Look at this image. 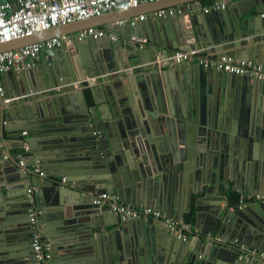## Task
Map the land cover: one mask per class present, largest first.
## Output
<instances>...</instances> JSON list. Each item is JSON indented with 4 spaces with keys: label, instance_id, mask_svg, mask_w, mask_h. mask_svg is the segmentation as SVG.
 I'll use <instances>...</instances> for the list:
<instances>
[{
    "label": "water",
    "instance_id": "water-1",
    "mask_svg": "<svg viewBox=\"0 0 264 264\" xmlns=\"http://www.w3.org/2000/svg\"><path fill=\"white\" fill-rule=\"evenodd\" d=\"M212 2L225 7L146 2L102 13L116 12L101 37L74 33L102 14L0 42L4 51L72 34L43 65L0 75V264H34V231L51 264H262L250 249L264 252V202L231 205L227 189L232 179L240 197L264 196V82L193 61L162 72L151 64L194 47L264 63V0ZM174 5L180 12L131 22L143 8ZM130 64V75L109 73ZM92 72L98 82L80 86ZM21 130L28 138L14 144ZM10 148L22 149L23 165ZM102 192L109 197L94 202ZM192 194L195 227L206 224L196 249L159 222L112 211L124 201L184 220ZM218 195L223 202L209 201ZM217 230L219 243L206 236Z\"/></svg>",
    "mask_w": 264,
    "mask_h": 264
},
{
    "label": "built area",
    "instance_id": "built-area-1",
    "mask_svg": "<svg viewBox=\"0 0 264 264\" xmlns=\"http://www.w3.org/2000/svg\"><path fill=\"white\" fill-rule=\"evenodd\" d=\"M155 1L160 0H0V42L29 36L57 25L99 16L104 12L117 10L122 7H136L142 3ZM210 5L204 7V11H208L210 7H224V4L218 5L213 3ZM174 12V9H159L150 13L140 14L139 17H135L131 22L137 18L146 19L148 15L154 18L173 14ZM177 12L180 11L177 10ZM75 34L77 38H83L88 35L96 38L103 36L105 30L90 26ZM108 37L112 40L117 38L113 33H110ZM65 38V36L55 35L15 49L0 51V75L7 71L33 67L42 51L50 52L59 48L62 41H65ZM131 39L138 41L141 46L147 42V39L144 37L136 38L135 36H131ZM66 40L70 41V36ZM182 61H194L203 64L205 67H214L220 71L244 75L264 82L263 64L253 62L252 60L233 59L227 56H208L203 47L189 50H174L167 57L157 56L151 63H154L156 67H162L167 62L179 63ZM124 69L129 73L133 71L132 67H125L122 70ZM99 78V74H93L80 82L82 84L85 82L94 85L98 82ZM2 92L3 84L0 81V95ZM5 100L8 101L9 98ZM21 134L26 135L27 131L23 130ZM23 147L24 151L28 149L26 142H23ZM18 162L21 165L24 163L22 159H19ZM35 171L39 172L40 175L44 174L38 168H35ZM64 179L65 177H62V180ZM31 192L32 188H28L27 193ZM108 197L109 194L107 192H102L94 199V202L99 203ZM253 201L264 202V196L249 193L241 197L240 205ZM112 211L120 215L122 219H136L140 217L147 219V217H150L152 222L163 224L172 235L182 240H187L191 230V224L188 222H182L178 218L168 216L157 209H151L142 205L135 206L130 202H116L112 205ZM30 221L31 223L35 221L34 212L30 214ZM240 247L244 248L245 245L241 243ZM31 249L35 256L34 264H51L48 246L43 241L40 232L34 231L32 233ZM261 254H264V252H260Z\"/></svg>",
    "mask_w": 264,
    "mask_h": 264
},
{
    "label": "crops",
    "instance_id": "crops-1",
    "mask_svg": "<svg viewBox=\"0 0 264 264\" xmlns=\"http://www.w3.org/2000/svg\"><path fill=\"white\" fill-rule=\"evenodd\" d=\"M213 0H201V2H202V4H203V6H202V11H204V7H206V6H208V5H210V4H213V2H212ZM166 3H169V1L168 2H166ZM211 6V5H210ZM187 7L189 8L190 7V4L189 3H187ZM224 7H225V4H224ZM155 8V9H154ZM151 9H154V10H159V9H174L175 10V12H177V6H167V7H161V8H159V9H156V6H153V7H147V8H143V9H141V11L144 13V11L145 10H151ZM191 9V8H190ZM210 9H212V7H210ZM209 9V10H210ZM133 11H136V10H133ZM204 12H206V11H204ZM112 13H116V12H109V13H107V14H102L101 16H99L98 18H96L95 19V21H93V22H91V24L89 25V27L90 26H94V27H97V28H101V29H104V30H106L108 27H110L111 25L110 24H107L106 25V23H105V21H107V20H109L110 18H112V17H110V14H112ZM142 13V14H143ZM125 14H129V13H125ZM138 19V18H137ZM137 19H135V20H137ZM83 26H85V25H83ZM64 29H61L60 31H58L55 35H59V36H65L66 38H65V43L68 45V46H71L72 45V41L70 40V41H68V40H66L67 39V37L68 36H70V37H72V34H70V35H67L65 32L66 31H63ZM79 30H83V28H79ZM74 31H76V30H74ZM78 32V31H77ZM76 32V33H77ZM75 34V33H74ZM151 34V33H150ZM153 34H155V32H153ZM118 39V38H117ZM123 42H126V40L125 39H123ZM194 48H196V47H194ZM58 49V48H57ZM193 49V48H192ZM54 50H56V49H54ZM75 52V51H74ZM74 52H72L71 51V53L73 54V56L74 57H79V55H78V53L77 54H75ZM206 53V55H208V56H213L212 54H213V52H211V53H209V52H205ZM159 55H157L158 57H163V55L161 54V53H158ZM48 55H49V52H47V51H42L41 52V54H40V57L35 61V65L34 66H38V65H43V62L45 63V60L44 59H46V57H48ZM156 56V57H157ZM155 57V58H156ZM153 59L154 58H152L151 60L153 61ZM194 62V61H193ZM196 63V62H195ZM259 63H261V64H263V66H264V63H262V62H259ZM151 64H153V66H154V68L156 69V70H158L159 72H162V71H165V70H171V67L173 66V65H175L176 63H173V62H169V64H167V63H164V65L162 66V67H156L155 65H154V63H151ZM33 66V67H34ZM126 67H132L133 68V71H134V67H135V65L134 64H130V65H128V66H126ZM28 69V68H27ZM76 69H78V71H80L79 70V66H77V68ZM13 71H18V70H13ZM109 72V71H108ZM118 72H125V73H129L128 71H126L125 69L124 70H122V71H118ZM111 75H113V74H117V72H114V70L113 71H110L109 72ZM93 74H97V73H94V72H92V74L91 75H93ZM129 75H130V73H129ZM84 76V75H83ZM0 78H1V76H0ZM84 79H86V76L85 77H83L80 81H82V80H84ZM0 81H1V79H0ZM79 81V82H80ZM2 82V81H1ZM76 85H77V83H76ZM80 86H82V87H85L86 85H88V83H85V82H83V84L82 83H80L79 84ZM263 87H264V84H263ZM77 88L79 89V86H77ZM11 100V98H9V100L8 101H10ZM6 101V100H5ZM16 101H20V102H17L18 103V106H20L21 107V105H22V102H21V99H19V100H16ZM7 102V101H6ZM21 131H23V130H21ZM21 131H20V133H19V136H17L16 138H14V140H12L13 142H14V144H19V139H26V138H28V135L26 134V135H22L21 134ZM24 142H26V141H24ZM10 151L11 152H14V155H15V158H16V160L17 161H19V152H21L22 151V149H19V148H10ZM232 183H233V180L232 179H230V186L228 187V189H227V197H228V202L231 204V205H234V204H240V200H241V197H240V193L238 192V191H234V190H232L231 189V186H232ZM30 186V188H32V190L34 189L35 190V187H32L31 185H29ZM250 192H248V193H246L245 192V195H247V194H249ZM192 196V203H191V209H190V212H188V213H186L185 214V219L184 220H181L180 218H178V217H175V218H178L179 220H181L182 222H188V223H190L191 224V231H190V233H189V236H188V238H187V240H188V243H190V245L192 246V248L193 249H196L197 247H198V244H197V242L199 241V236L202 238V241L203 242H206L207 241V239H205L204 238V233H203V231L206 229V224H203L202 225V227L200 228H197V227H195V218H194V216H195V213H194V207L196 206L195 205V200L197 199V197L199 196V195H196V194H192L191 195ZM209 201H214L215 203H220V202H223L224 201V199H221V197H219V195L218 196H214V197H211L210 199H209ZM34 212V211H33ZM188 215H191L194 219H193V221H186V217L188 216ZM188 217H190V216H188ZM143 218V217H142ZM144 219H146V218H144ZM147 220H149V221H151V219H150V217H147ZM219 231L217 230L216 232H207L206 233V236H208V237H213V239H214V241L215 242H221L222 241V239L220 238V236H223V235H221V234H219L218 233ZM235 241H237V242H239V240L236 238L235 239ZM250 252H254V253H256V254H259V256H262V258H264V254H261L260 255V253L259 252H257L256 250H254V249H250ZM248 258L250 259V257L248 256ZM256 260V259H255ZM247 261V260H246ZM254 264V263H253ZM262 264H264V261H262Z\"/></svg>",
    "mask_w": 264,
    "mask_h": 264
},
{
    "label": "trees",
    "instance_id": "trees-1",
    "mask_svg": "<svg viewBox=\"0 0 264 264\" xmlns=\"http://www.w3.org/2000/svg\"><path fill=\"white\" fill-rule=\"evenodd\" d=\"M188 216H190V217H188ZM188 216L186 217V221H193V217L191 215H188Z\"/></svg>",
    "mask_w": 264,
    "mask_h": 264
}]
</instances>
